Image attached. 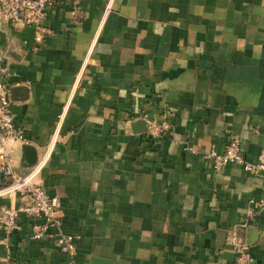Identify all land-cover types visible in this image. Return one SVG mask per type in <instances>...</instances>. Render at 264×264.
<instances>
[{
	"label": "crops",
	"instance_id": "1",
	"mask_svg": "<svg viewBox=\"0 0 264 264\" xmlns=\"http://www.w3.org/2000/svg\"><path fill=\"white\" fill-rule=\"evenodd\" d=\"M44 25L36 44L32 26L0 12L25 137L10 163L25 176L50 148L32 182L58 197L79 239L63 255L19 213L0 264H233L237 227L264 264V212L246 213L264 172L202 157L232 137L248 159L264 148V0H55ZM163 114L171 127L157 140L133 131ZM8 180L0 173V187Z\"/></svg>",
	"mask_w": 264,
	"mask_h": 264
},
{
	"label": "built area",
	"instance_id": "2",
	"mask_svg": "<svg viewBox=\"0 0 264 264\" xmlns=\"http://www.w3.org/2000/svg\"><path fill=\"white\" fill-rule=\"evenodd\" d=\"M55 0H0V12L14 24L29 25L34 28V40L39 44L51 30L44 25V20ZM109 9V5L106 10ZM37 46V45H36ZM9 75L5 57L0 52V173L9 180L0 187V198L18 194L20 204L13 208L0 204V234L2 242L20 228L18 214L40 220L33 227L32 237L36 240L49 239L68 257L74 254L78 235L64 230L61 207L58 197L50 195L45 187L32 182L33 176L41 169L48 158L49 147L43 156L35 162L31 171L25 176H16L10 163V152L13 144L24 141V133L15 124V113L10 109V88L7 82ZM78 79V74L77 77ZM60 119V118H59ZM171 127L170 116L163 114L160 120H149L146 123V136L157 140ZM214 170H221L228 164H237L249 173L258 175L264 172V148H261L254 159H248L240 146V140L232 137L225 144L222 152L214 149L203 152ZM264 212V196L249 198L246 213L249 218L256 213ZM239 227L231 230L230 236L234 248L233 264H251L250 244L239 234Z\"/></svg>",
	"mask_w": 264,
	"mask_h": 264
},
{
	"label": "water",
	"instance_id": "3",
	"mask_svg": "<svg viewBox=\"0 0 264 264\" xmlns=\"http://www.w3.org/2000/svg\"><path fill=\"white\" fill-rule=\"evenodd\" d=\"M132 129L135 132H144L146 130V121L144 119L135 120L132 124ZM34 159V158H33ZM5 248L0 244V256H5Z\"/></svg>",
	"mask_w": 264,
	"mask_h": 264
}]
</instances>
